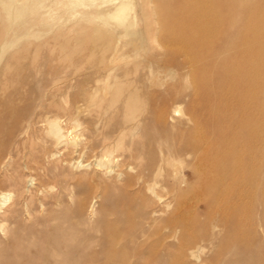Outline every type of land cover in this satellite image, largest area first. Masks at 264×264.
<instances>
[{"label":"bare ground","instance_id":"1","mask_svg":"<svg viewBox=\"0 0 264 264\" xmlns=\"http://www.w3.org/2000/svg\"><path fill=\"white\" fill-rule=\"evenodd\" d=\"M150 1L0 0V67L6 60V65L0 71V74L2 73L0 79V94L2 96L0 97V163L6 159L12 148V145L6 146L5 143L19 138L22 133H28L32 121L37 122L44 119L48 123L49 134L58 143H61L65 137L58 124L60 117L74 121V111L82 106L92 110V113L102 116L118 103L114 109L122 114L124 125L122 128L120 127L118 136L113 133L102 136L100 157L106 160H100L96 164L99 167L98 172L104 178L111 180L109 183L99 182L97 186H100L103 192L105 191L103 196L106 199L111 198L118 183L127 188L138 186L137 193L146 191L145 198L135 205V209L138 210L137 216L126 212L125 219L115 220L111 223L104 220L102 238L98 241L86 242L88 247H92L96 243L99 249L92 250L88 255H83L77 249L78 243L85 242L81 239L83 234L76 231L72 222L65 221L62 225L48 227L51 221L62 218L44 217L40 213L43 210L42 207L36 212L35 208H32L27 201L26 194H31L32 189L28 187V184L34 182L30 186L36 185L34 191L38 193L39 187L43 184L40 178L30 175L23 186L16 185L9 190H3L0 186V264H139L144 258L146 260L142 251L144 248L150 249L154 255H157L160 264H184L183 259L185 258L191 259L196 264L201 262L204 248L193 246L194 241L186 238L184 217L181 215L174 217L173 214H169L164 219L161 218L162 215L167 214V210L170 208L168 203L159 210V214L150 210L155 204L154 200L159 201L162 198L160 191L167 193L168 185L164 182H156L155 177L162 172H167L170 167L175 168L176 162H183L169 159L166 149H161L162 152L159 151L160 145L167 144L159 143L158 139L160 135L166 134L165 126L169 120L173 119V115L186 116L187 113L185 109L181 108L182 110H180L179 108L183 95L177 91L173 93L171 104L146 111L139 110L136 83L140 81L137 78L144 75V79H148V73L138 74V62L143 59L139 54H146L151 44L160 48L163 44L178 45L188 42L192 47L181 52V60L168 57L164 62L174 66L176 70L187 69L190 73L199 59L200 62L203 61L201 57L197 56L201 50H203L202 52L206 51V54L211 55L210 57L228 55L226 65L230 67L232 78L240 80L244 78L247 82L252 73L249 68H256L260 65L264 68V40L253 45L245 34L238 31L230 33L229 30L236 27L237 20L235 19L227 22L225 31L222 33L219 31L220 28L224 30L223 25L221 27L219 23L215 22L206 24L202 19L195 21L189 27L191 30H185V32L188 31V41L184 38L185 36L180 35H170L164 40H159L158 29L152 33L148 29L145 30V25L148 22L147 10L151 12L150 15H155ZM226 1L235 5L244 3V0ZM228 6L230 5L228 4ZM150 22L158 25V21L156 22L154 19ZM184 24H187V20ZM64 31L66 33H68L67 31L76 32L83 37H97L98 41L102 40V36L111 35V38L117 41L111 60L107 62L104 57L105 52L109 50L107 47L100 60L87 68L84 66L87 61L82 62V65H77L72 63L71 59H66L70 56L68 53H65V58H55L53 52L45 57L44 65H37L35 63L37 52L32 54L27 49L31 46L29 40H35L33 43L39 46L42 43L40 40L45 36H51L46 41L47 43L53 42L60 32H62L59 34L60 36H65ZM219 36L223 37L220 42L217 41ZM123 47L132 48V51L128 52L129 56L121 54ZM260 50L263 52L262 57H251V52ZM123 57L131 58L130 62L134 65L131 71L127 67L118 69V61ZM18 61L22 64L28 61L29 64H24L25 69H21L16 67ZM13 62L16 65H13ZM150 67L155 69L153 64H150ZM45 68L48 69L46 74H44ZM245 69L247 71L243 72ZM87 71L89 73L82 81L77 80L81 73ZM187 71L183 73L185 78ZM122 72L124 75L121 74ZM6 74H9L10 77H5ZM173 74H169L172 75L171 78L167 74L166 80L172 81ZM129 75L132 76L129 77ZM136 76L137 78H135ZM125 78L126 81L123 82L122 79ZM1 82L3 83L1 84ZM132 84L135 86H133V91H130ZM229 84V88L237 90L236 82L233 79ZM153 85V83H149L145 86L155 92ZM159 86H163L162 83ZM168 90L169 88L166 89V93ZM192 90L194 93L199 92L202 90V85L195 82ZM211 93L213 98L217 97L215 92ZM64 94L69 95L67 103L64 100L58 103L56 98L61 99ZM252 94L251 91L244 93L239 98L233 97L235 98L234 105L231 104V108L234 113L245 108V102ZM105 100L108 101V111L103 108ZM188 116V121H190L191 115L188 114ZM232 119V126L222 129L220 125L222 119L210 114V118L205 124H200L186 132L187 135L182 140H175L171 143L180 151L194 154L195 161L192 170L196 175H199V183L204 177H208L212 181L211 191L217 195L234 194L237 200H243L250 195L253 187L251 180L256 175L253 171V164H251L252 155L257 152L262 157L264 137L262 134L255 136L252 132L246 133L249 118L231 117ZM138 123L141 124L138 125ZM129 124L130 126L127 128L130 132L140 129L143 136L146 135V129L153 127L150 135L146 137L152 146L149 151L151 159L147 164L139 165L138 161L141 158L139 150L135 154L131 153V155L125 156L124 163L113 161L116 157L124 155L122 152L127 149L123 143V133H125L123 128ZM237 127L245 129L244 138L239 137L233 130ZM221 137L225 138V144L220 140ZM130 142L135 148L138 146L137 142L133 140ZM154 144L157 145V148ZM212 146H215L214 149L211 148ZM161 148L163 147L161 146ZM155 151L160 153L158 154L160 158L159 156L153 157ZM243 151L246 152L245 156L242 155ZM123 166H125L124 173L120 170ZM2 168L7 170L9 165L4 164ZM257 171L264 173V165H260ZM176 173L179 174L177 188H171V192H181L187 189H184V169L173 170L171 175ZM6 175L11 176V173ZM10 180L13 181V179ZM237 182L241 183L240 189L234 188ZM263 185L264 181L261 179V187ZM96 198L94 195L91 196L90 202L87 204L88 207L85 202H79L77 204L79 213H84L83 215L91 213L95 204L93 201ZM127 199L131 200L129 197ZM260 200L259 207L262 212L258 214L259 217L256 216L249 223V227H253V230L248 233L249 244L247 247H241L242 251L240 250L236 254L237 260L235 261L238 264H264V195ZM123 221L129 224L124 230L118 228ZM160 222L162 223L161 228L158 226ZM163 229L168 230L163 231ZM126 237L129 238L131 247L124 243ZM171 238L177 239L176 246H164L163 242L166 240L168 242ZM161 246L162 252L158 253V248ZM174 249L175 252H173ZM232 252L235 251L228 252L227 255ZM216 254L219 255V252ZM225 264H233L232 259H228Z\"/></svg>","mask_w":264,"mask_h":264},{"label":"rangeland","instance_id":"2","mask_svg":"<svg viewBox=\"0 0 264 264\" xmlns=\"http://www.w3.org/2000/svg\"><path fill=\"white\" fill-rule=\"evenodd\" d=\"M150 2L155 15H150L151 12L146 9L148 22L145 25V30L148 29L152 33L155 29H158L159 40H164L170 35H180L182 37L185 36L184 38L188 41V31L185 32V30L190 29L189 27L195 21L202 19L206 24H214L215 22L219 23L221 27L223 25L224 30L220 28L219 33L225 31V25L229 20L235 19L237 20L236 27L229 30L230 33L238 31L241 34H245L248 41L252 42L253 45H257L264 40V0H244V3L240 5L229 3L230 1L226 0H151ZM152 19L156 22L158 21V25L150 22ZM185 20H187V24H184ZM67 32H63L66 33L65 36H60L59 34L62 33L60 32L57 34L55 41L48 43L46 41L51 36H45L40 40L42 43L39 46L33 43L35 40H29L31 46L30 48L27 47V49L32 54L37 52V61L35 62L37 65H44L45 57L53 52L55 58H65V53H68L70 56L66 59H71L72 63L77 65H82V62L87 61L84 63L87 68L100 60L101 55L105 52L104 49L107 47H109V50L105 52L104 57L107 62L111 60L114 47L115 45L117 46V41L111 38V35L102 36V40L98 41L97 37H83L76 32ZM222 39L223 37L219 36L217 41L220 42ZM191 44L193 43L191 42ZM122 46L124 45L122 44ZM191 47L188 42L178 45L163 44L160 48H156L155 45L151 44L146 54H139L143 59L138 62V74L148 73V79H144V75L138 76V78L137 76L135 77L140 81L136 83L139 110L146 111L165 104H171L173 93L177 91L183 95L179 108L180 110L185 109L187 113L186 116L173 115V119L169 120L165 126L166 134L160 135L158 139L159 143L168 145H160L159 151L166 149L168 153L167 151L165 152L169 159L183 162H176L175 168L170 167L167 172H162L155 177L156 182H164L168 185L167 193L160 191L162 198L159 201L154 200L155 204L150 210H154L159 214V210L168 203L170 208L167 210V214L162 215L161 218L164 219L169 214H173L174 217L179 215L184 217L186 238L194 241L195 244L193 246L204 248L199 264H225L228 259H232L233 264H238L235 261L237 260L235 258L236 254L240 250L242 251L241 247H247V244H249L248 233L253 230V227H249V223L262 212L259 204L261 203V196L264 195V185L261 187V179L264 181V173L257 171V168L260 165H264V152L262 157L257 152L252 155L251 164H253L254 174L258 177L256 175L252 177L251 184L253 187L250 195L243 200H237L234 194L217 195V193L211 191L212 181L208 177H204L202 182L199 183V175H196L192 170L194 168L193 162L195 161L194 154L176 149L171 142L182 140L186 137V132L191 131L200 124H205L210 118V114L222 119L220 123L222 129L223 127L226 128V126H232L233 119L231 120V117L243 119L247 117L249 118V126L246 133L250 134L252 132L255 136L262 134L264 137V68L261 65L256 68H249L252 73L246 82L244 78L241 80L235 77L232 78L230 67L226 65L228 63V55L210 57L211 55L206 54V51L202 52L203 50H201L197 56L201 57L203 61L200 62L199 59V62L194 64L190 73L187 69L176 70L174 66L164 62L168 57H175L181 60V52L189 50ZM121 50V54L129 56L128 52L132 51V48L123 47ZM262 55V50L251 52V57L260 58ZM130 56L132 57L133 53ZM124 58L118 61V69L127 67L131 71L134 68L133 63L130 62L131 58ZM24 64L28 65L29 62L26 61ZM24 64L18 61L16 65L13 62V65L21 69H25ZM150 64L155 66L154 70L150 67ZM4 65H6V60L2 62L0 71ZM47 71L48 69L45 68L44 74ZM186 71L188 73L185 78L183 73ZM245 71L247 69L243 72ZM87 73L89 72L81 73L77 80L82 81ZM172 73H174L172 81L166 80V75L168 74L169 78H171L172 75L169 74ZM1 74L0 79L2 78ZM121 74L124 75V72ZM7 76L10 77L9 74L5 75V77ZM131 76L129 75V77ZM232 79L236 82L237 90L229 88V83ZM122 81L125 82L126 78L122 79ZM195 82L202 85V90L194 93L192 89ZM149 83L154 84L155 92L146 88L145 85ZM161 83L163 86H159ZM133 86L135 85H130V91H133ZM168 88V93H166ZM251 91L253 94L245 102V108L240 109V112L235 111L236 113H234L231 108V104L234 105L233 100L235 98L233 97L239 98L244 93ZM211 92H215L217 97L213 98ZM0 97H2L1 94ZM68 98L69 95L64 94L63 98L57 97L56 101L59 103L64 100L67 103ZM208 103L209 105H207ZM79 105L81 106L80 103ZM117 106L118 103L108 111V101L105 100L103 108L108 112L106 111L107 113L102 116H98L96 113H92V110L82 106L74 111V121H70L66 117H60L58 124L65 137L61 143H58L49 134V126L44 119L37 122L32 121L28 133H22L19 138L5 143L6 146L12 145V148L9 155L3 160L4 163H0V186L3 190H9L16 185L18 187L23 186L30 175L41 179L43 184H41V188L39 187L38 193L34 191L36 185L30 186L34 182L28 184V187L32 189L31 194H26L27 201L32 208H35L36 212L42 207L43 210L40 213L44 217L62 218L57 221H51L48 227L62 225L65 221L72 222L76 227V231L83 234L81 239L85 242L80 239L81 242L78 243L77 247L78 251L83 255H88L92 250L99 249L96 243L92 247H88L86 242L90 243L102 238L104 220H108L107 222L111 223L115 220L125 219L126 212L137 216L138 210L137 208L135 209V205H138V202L140 203L146 196L145 190L137 193L138 186L127 188L125 186L122 187L118 183L117 189L112 192L111 198L106 199L103 196L105 191L103 192L100 186H97L99 182L109 183L111 180L110 178H104L98 172L99 167L96 164L100 160H106L100 157L102 136L109 133L118 136L120 127L122 128L124 125L122 123V114L114 109ZM172 106L174 105L172 104ZM188 114L191 115V120L193 118V121H188ZM140 124L138 123V125ZM129 126L130 124L123 128V132H125L123 133V143L127 149L122 152L124 155L116 157L113 161L115 163H124L125 156L131 155V153L135 154L139 150V157H141L138 161L139 165L147 164L148 160L151 159L149 151L152 146L146 140V137L150 135L153 127L146 129V135L143 136L140 129L130 132L127 128ZM233 130L236 131L239 137H245L244 128L240 129L237 127ZM131 140L138 143L136 148L131 145ZM220 140L225 144L224 137H221ZM214 147L212 146L211 148L214 149ZM155 148H157V145H155ZM158 154L160 153L155 151L153 157H158ZM239 154L241 153L239 152ZM245 154L246 152L243 151L242 155L245 156ZM4 164L9 165L7 170L2 168ZM181 168L185 171L184 189H187L181 191L182 193L171 192V188H177V181L179 180L178 173L175 175H171V173L173 170L177 171ZM113 170L115 169L113 168ZM120 170L124 173L125 166L121 167ZM7 173H11V176H7ZM10 179H13V181ZM229 183H232V181H229ZM236 184L234 188L238 189L241 183L237 182ZM92 195L97 197L93 201L95 204L92 212L86 213V216L83 215L84 213L80 214L77 204L85 202L87 205ZM128 197L131 200L127 199ZM147 197H149V194H147ZM251 205L253 207H250ZM127 226L129 224L123 221L118 228L124 230ZM158 226L161 228L162 223L160 222ZM167 230L163 229V231ZM124 243L131 247L128 237H126ZM176 244V238L163 242L164 246L173 245L175 247ZM158 250V253H161L162 246ZM233 250L235 252L227 255L228 252ZM142 251L146 260L144 258L139 264H160L159 257L154 255L150 249L144 248ZM173 252H175V249ZM218 252L219 255L216 254ZM190 260L185 258L183 263L196 264V262Z\"/></svg>","mask_w":264,"mask_h":264}]
</instances>
